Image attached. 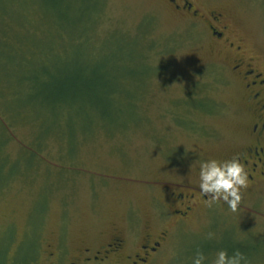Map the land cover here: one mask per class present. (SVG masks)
Listing matches in <instances>:
<instances>
[{
	"label": "rangeland",
	"instance_id": "1",
	"mask_svg": "<svg viewBox=\"0 0 264 264\" xmlns=\"http://www.w3.org/2000/svg\"><path fill=\"white\" fill-rule=\"evenodd\" d=\"M204 1L264 72V0ZM226 49L167 0H0V264H43L59 238L138 244L147 226L168 233L151 264L220 250L264 264L263 186L236 212L210 202L181 223L163 191L190 195L201 161L246 144ZM76 74L69 110L38 97Z\"/></svg>",
	"mask_w": 264,
	"mask_h": 264
},
{
	"label": "flooded vegetation",
	"instance_id": "2",
	"mask_svg": "<svg viewBox=\"0 0 264 264\" xmlns=\"http://www.w3.org/2000/svg\"><path fill=\"white\" fill-rule=\"evenodd\" d=\"M167 3L181 18L203 26L215 42L227 48L228 52L236 54L230 57L234 64L232 70L237 75L236 80L241 88L238 96L243 103L239 105V109L243 118L248 121L240 138L246 144L242 145L239 156L247 166L251 189L264 187V72H259L260 60L255 57L245 59L244 48L230 42L228 38L232 30L226 22V16L221 12L208 10L204 0H167ZM238 42L243 45L241 41ZM188 189L192 191L190 195L177 190L168 191L167 188V191L163 190L166 192L164 195L167 194V198L173 201L172 216L179 223L186 221L191 213L206 204L199 195L198 187ZM167 234H153L150 226H147L138 244L134 241L126 242L116 236L101 244L88 238L77 250H70L59 238L45 245L43 264H151L166 242Z\"/></svg>",
	"mask_w": 264,
	"mask_h": 264
},
{
	"label": "clouds",
	"instance_id": "3",
	"mask_svg": "<svg viewBox=\"0 0 264 264\" xmlns=\"http://www.w3.org/2000/svg\"><path fill=\"white\" fill-rule=\"evenodd\" d=\"M198 181L199 195L205 203L222 202L232 212L238 210L243 193L250 184L247 166L238 154L228 159L201 161ZM190 260L191 264H206L208 257L197 251ZM210 264H247V258L239 250L231 255L220 250L214 254Z\"/></svg>",
	"mask_w": 264,
	"mask_h": 264
},
{
	"label": "trees",
	"instance_id": "4",
	"mask_svg": "<svg viewBox=\"0 0 264 264\" xmlns=\"http://www.w3.org/2000/svg\"><path fill=\"white\" fill-rule=\"evenodd\" d=\"M99 78H97L98 80ZM96 80V77L92 76L91 81ZM82 82V78L79 75L70 76L64 82H54L51 85L41 84L37 85L38 97L42 98L44 101L49 102L58 108L59 111L64 112L70 109L71 105L83 98L82 91L77 84Z\"/></svg>",
	"mask_w": 264,
	"mask_h": 264
}]
</instances>
